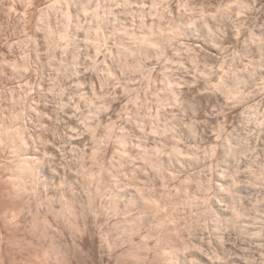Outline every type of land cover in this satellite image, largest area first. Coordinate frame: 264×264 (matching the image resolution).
<instances>
[{
	"label": "clouds",
	"instance_id": "1",
	"mask_svg": "<svg viewBox=\"0 0 264 264\" xmlns=\"http://www.w3.org/2000/svg\"><path fill=\"white\" fill-rule=\"evenodd\" d=\"M0 264H264V0H0Z\"/></svg>",
	"mask_w": 264,
	"mask_h": 264
}]
</instances>
